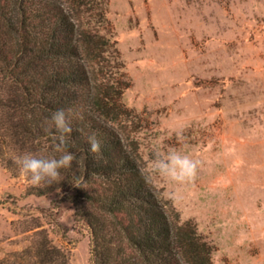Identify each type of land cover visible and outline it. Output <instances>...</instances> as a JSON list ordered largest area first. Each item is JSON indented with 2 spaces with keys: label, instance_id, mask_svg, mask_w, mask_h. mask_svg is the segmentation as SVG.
<instances>
[{
  "label": "rangeland",
  "instance_id": "obj_1",
  "mask_svg": "<svg viewBox=\"0 0 264 264\" xmlns=\"http://www.w3.org/2000/svg\"><path fill=\"white\" fill-rule=\"evenodd\" d=\"M101 1L111 60L129 83L119 129L137 140L169 218L196 227L213 264H264V0ZM157 147L199 161L196 179L153 176ZM35 186L0 159V264H38L40 232L69 264H91L74 205L62 193L29 194Z\"/></svg>",
  "mask_w": 264,
  "mask_h": 264
},
{
  "label": "trees",
  "instance_id": "obj_2",
  "mask_svg": "<svg viewBox=\"0 0 264 264\" xmlns=\"http://www.w3.org/2000/svg\"><path fill=\"white\" fill-rule=\"evenodd\" d=\"M106 24L101 0H0V159L19 174L25 153L59 156V133L44 121L63 109L73 166L29 194L62 193L74 205L90 232V263L213 264L196 227L171 221L138 161L137 140L119 129L131 114L123 102L129 83L124 65L111 60L118 52ZM91 135L99 152L90 150ZM37 235L38 264H69L45 232Z\"/></svg>",
  "mask_w": 264,
  "mask_h": 264
},
{
  "label": "clouds",
  "instance_id": "obj_3",
  "mask_svg": "<svg viewBox=\"0 0 264 264\" xmlns=\"http://www.w3.org/2000/svg\"><path fill=\"white\" fill-rule=\"evenodd\" d=\"M46 130L54 128L59 133V143L55 151L61 153L59 156H44L25 153L17 158L21 175L28 176L33 185L54 184L61 178L62 169H71L75 156L66 150V134L72 131L68 114L65 110H55L50 118L44 121ZM90 150L94 153L100 151V142L95 135L88 137ZM199 161L194 160L182 151L169 148L162 151L158 147L153 150L152 157L147 168L151 174L159 179L183 185L193 182L198 174Z\"/></svg>",
  "mask_w": 264,
  "mask_h": 264
}]
</instances>
